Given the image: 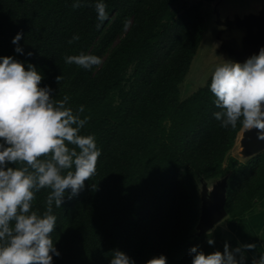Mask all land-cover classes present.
<instances>
[{
	"label": "trees",
	"instance_id": "16d2710c",
	"mask_svg": "<svg viewBox=\"0 0 264 264\" xmlns=\"http://www.w3.org/2000/svg\"><path fill=\"white\" fill-rule=\"evenodd\" d=\"M210 1L103 0L108 15L101 22L97 0H80L79 8L72 7L76 0H0V58L11 56L25 70L34 65L39 86L50 87L55 101L67 95L65 107L74 114L83 105L80 118L88 120L79 134L93 135L101 151L83 189L70 199L66 189L61 207L53 205L50 237L60 255L52 264H110L113 250L135 264L161 255L166 264H192L193 246L223 253L220 226L196 231L198 186L206 179L226 176L227 220L264 208V150L245 162L227 156L242 124L224 128L215 119L220 109L209 87L212 74L180 98L203 36L201 5ZM128 18L100 66L65 62L80 53L100 58ZM17 32L23 53L12 43ZM73 35L79 40L70 44ZM50 192L34 191L31 210L42 215ZM245 257L244 264H252Z\"/></svg>",
	"mask_w": 264,
	"mask_h": 264
},
{
	"label": "clouds",
	"instance_id": "9594fccd",
	"mask_svg": "<svg viewBox=\"0 0 264 264\" xmlns=\"http://www.w3.org/2000/svg\"><path fill=\"white\" fill-rule=\"evenodd\" d=\"M82 6L80 0L72 5ZM94 7L97 19L104 21L107 5L97 0ZM22 35L17 32L12 38L17 53H23L18 43ZM77 40L79 36L73 35L68 43ZM65 62L89 69L101 59L80 53L66 56ZM61 79L57 76L56 82ZM41 80L34 65L28 64L25 70L11 56L0 58V264H52L53 256L60 255L50 237L57 221L53 205L61 207L66 189L71 190L69 199L83 189L96 173L101 155L93 135L79 134L88 120L80 118L84 106L74 114L65 107L69 97L55 101L50 87L39 86ZM209 87L220 109L213 115L221 127L235 129L240 122L245 130L256 129L257 139L264 140V47L243 63L225 61L216 66ZM9 163L21 167H9ZM44 188L51 192L46 211L39 215L31 210L34 191ZM207 243L213 245L214 240ZM255 248L248 243L230 249L225 242L223 253L205 254L196 246L189 252L192 264H244L245 250ZM110 264L135 262L113 250ZM146 264H166V257H153ZM252 264H264V255L253 258Z\"/></svg>",
	"mask_w": 264,
	"mask_h": 264
},
{
	"label": "rangeland",
	"instance_id": "374dc122",
	"mask_svg": "<svg viewBox=\"0 0 264 264\" xmlns=\"http://www.w3.org/2000/svg\"><path fill=\"white\" fill-rule=\"evenodd\" d=\"M188 3L196 2L197 0H186ZM264 7V0H213L210 2H203L201 5V11L204 13V31L202 40L197 49L195 56L190 64L189 70L184 77L183 81L179 85L180 98L184 99L195 91L198 87L205 84L207 78L213 74L215 67L223 64L225 61H231L226 57L223 52V43L220 38V33L225 29V26L219 24L218 20H225L227 18L232 20L244 19L250 14H258L260 10ZM218 13V15H217ZM130 24V19H126L122 24L119 33L112 40L110 46L107 48L106 52L100 57L101 63L103 59L108 55L111 49L120 41L124 33L126 32ZM100 63V64H101ZM96 65V67L100 66ZM245 131L243 126L238 131L236 138L234 140L233 146L227 152V156H233L239 162H245L253 157L255 154H244L243 147L241 145L242 134ZM226 163L224 161L223 165ZM226 176L222 178H210L199 183L200 194L205 192H211L219 188L221 184L226 185ZM200 197V206L202 205ZM250 212V211H249ZM248 213V212H247ZM227 216L219 220L214 224L209 230L215 226H222L224 229ZM200 220V219H199ZM229 221V220H225ZM224 222V223H223ZM222 224V225H221ZM221 228V231L223 230ZM196 231L199 229L196 225ZM231 249L232 244L228 243Z\"/></svg>",
	"mask_w": 264,
	"mask_h": 264
},
{
	"label": "water",
	"instance_id": "95a60500",
	"mask_svg": "<svg viewBox=\"0 0 264 264\" xmlns=\"http://www.w3.org/2000/svg\"><path fill=\"white\" fill-rule=\"evenodd\" d=\"M218 22L225 26L224 31L220 33V38L223 43V52L229 60L243 63L264 47V7L258 14H250L244 19L227 18ZM241 145L244 154H253L264 149V140L257 139L256 129L245 130ZM201 198L200 220L197 223L199 233L208 231L227 214L223 184L209 193L203 191Z\"/></svg>",
	"mask_w": 264,
	"mask_h": 264
},
{
	"label": "crops",
	"instance_id": "0c3cea01",
	"mask_svg": "<svg viewBox=\"0 0 264 264\" xmlns=\"http://www.w3.org/2000/svg\"><path fill=\"white\" fill-rule=\"evenodd\" d=\"M223 221V238L235 248L239 245L254 243L255 249L245 250V255L259 259L264 255V208L257 211H250L238 222ZM223 222V223H224ZM222 225V224H221Z\"/></svg>",
	"mask_w": 264,
	"mask_h": 264
}]
</instances>
